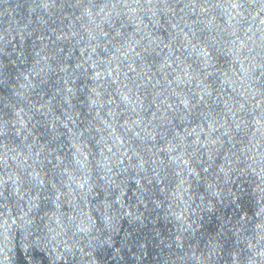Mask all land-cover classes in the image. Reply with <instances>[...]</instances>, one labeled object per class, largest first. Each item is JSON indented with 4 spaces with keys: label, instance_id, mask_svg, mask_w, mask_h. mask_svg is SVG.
<instances>
[{
    "label": "water",
    "instance_id": "95a60500",
    "mask_svg": "<svg viewBox=\"0 0 264 264\" xmlns=\"http://www.w3.org/2000/svg\"><path fill=\"white\" fill-rule=\"evenodd\" d=\"M0 264H264V0H0Z\"/></svg>",
    "mask_w": 264,
    "mask_h": 264
}]
</instances>
